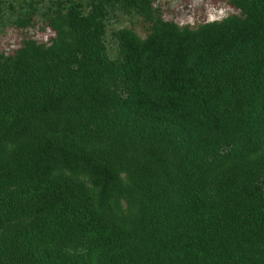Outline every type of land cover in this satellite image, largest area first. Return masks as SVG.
<instances>
[{"label": "trees", "instance_id": "16d2710c", "mask_svg": "<svg viewBox=\"0 0 264 264\" xmlns=\"http://www.w3.org/2000/svg\"><path fill=\"white\" fill-rule=\"evenodd\" d=\"M221 1L0 0V264H264V0Z\"/></svg>", "mask_w": 264, "mask_h": 264}, {"label": "rangeland", "instance_id": "374dc122", "mask_svg": "<svg viewBox=\"0 0 264 264\" xmlns=\"http://www.w3.org/2000/svg\"><path fill=\"white\" fill-rule=\"evenodd\" d=\"M172 4L171 17L180 25H196L214 19H220L233 10L227 7L221 0H169ZM143 35L142 33H140ZM52 32L45 28L33 30L27 36L40 41H46ZM21 35L18 31L8 28L0 35V50L10 51L17 47Z\"/></svg>", "mask_w": 264, "mask_h": 264}]
</instances>
